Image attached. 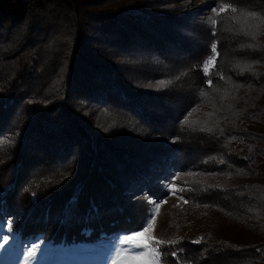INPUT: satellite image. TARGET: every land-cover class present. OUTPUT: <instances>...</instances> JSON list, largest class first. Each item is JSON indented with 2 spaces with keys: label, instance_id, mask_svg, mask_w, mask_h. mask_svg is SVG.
I'll use <instances>...</instances> for the list:
<instances>
[{
  "label": "trees",
  "instance_id": "obj_1",
  "mask_svg": "<svg viewBox=\"0 0 264 264\" xmlns=\"http://www.w3.org/2000/svg\"><path fill=\"white\" fill-rule=\"evenodd\" d=\"M79 103L98 106L101 125ZM263 111L264 0H0V138L11 136L0 180L12 164L45 170L12 184L20 203L0 194L1 211L28 218L25 235L129 230L109 210L154 197L174 171L206 216L178 258L264 264ZM195 170L203 183L189 180Z\"/></svg>",
  "mask_w": 264,
  "mask_h": 264
},
{
  "label": "rangeland",
  "instance_id": "obj_2",
  "mask_svg": "<svg viewBox=\"0 0 264 264\" xmlns=\"http://www.w3.org/2000/svg\"><path fill=\"white\" fill-rule=\"evenodd\" d=\"M188 2L197 5L203 3L204 0H188ZM71 104L73 105L74 101ZM79 105L84 107L85 111L94 113L96 115L93 118L95 120L94 124L99 123L101 125L104 119H101L100 109H95L98 106H86L85 103H79ZM63 126L65 125L63 124L59 128L61 129ZM10 138L11 136L8 134L1 137L0 147L9 142ZM35 151L40 153L38 155L36 153L39 157L44 154L41 150L36 149ZM79 156V148H73L69 163H76ZM34 159L41 160L36 156ZM56 160H59V158ZM29 164L30 166H26L16 175L13 171H10L13 169V164L9 170L10 172L8 171L9 173L4 170L6 174L4 180H0V194L6 195L11 204L20 203L22 199L20 195H17V189L13 191L14 185L16 187L19 184L23 185L32 181L35 175H44L45 173L39 162L33 161ZM55 170H57V167H54L53 171ZM182 177L181 172L171 171L159 183L157 187L159 191L155 192L154 197L146 192H138L139 195L136 197L134 194H130L128 200L123 203V207L119 208L117 206L112 211L109 210L110 212H118L115 224H122L124 228L127 227L129 230L131 229L130 231L133 230L132 232L117 229L110 233L102 231L91 237L87 235L82 238L72 236L66 240L64 238L55 240L56 238L51 236L54 233H49L50 235H46L41 231L37 232L36 235L21 233L20 226L25 225L28 218L11 207L8 213L0 210V264H116L117 261L118 264H191L180 260L176 251H182L183 253L182 249L185 248V244L201 234L200 232L205 231L206 216L202 212V207L188 201L181 194L182 189L185 188L183 184L182 186L179 184ZM189 177L190 181L198 180L203 183L205 177L208 176H205V173H201L199 170H195L189 173ZM226 177L221 175L218 181L224 185ZM51 180L53 178L48 181L51 182ZM42 182L45 183L46 180ZM143 208H147L143 221L139 222L136 228H133L132 221L137 219L136 213ZM211 216L213 219L211 218L209 225L227 233L228 225L224 217L213 210H211ZM145 229L147 231L143 239L149 241L147 248H130L128 244L121 243L124 237L138 235ZM161 246L164 249V255H171L167 263L163 262ZM30 252L32 254L31 259L28 258ZM116 252L120 253L119 257L116 256Z\"/></svg>",
  "mask_w": 264,
  "mask_h": 264
},
{
  "label": "snow or ice",
  "instance_id": "obj_3",
  "mask_svg": "<svg viewBox=\"0 0 264 264\" xmlns=\"http://www.w3.org/2000/svg\"><path fill=\"white\" fill-rule=\"evenodd\" d=\"M212 51L215 52L216 51V46L212 45ZM165 82L161 81L160 84L163 85ZM10 227V225H9ZM147 231V229H145L144 231L140 232L138 235H131V236H126L123 238V240L121 241V243H126L129 245L130 248H147L149 246V241L146 239H143V237L145 236V232ZM199 241H193V243H198ZM120 253L116 252V256L119 257ZM29 259L32 258V254L31 252L29 253L28 256ZM116 264H118V261L116 262Z\"/></svg>",
  "mask_w": 264,
  "mask_h": 264
}]
</instances>
